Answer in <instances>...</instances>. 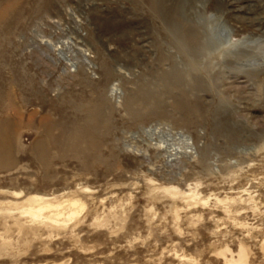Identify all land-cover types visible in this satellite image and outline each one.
<instances>
[{
    "label": "rangeland",
    "instance_id": "1",
    "mask_svg": "<svg viewBox=\"0 0 264 264\" xmlns=\"http://www.w3.org/2000/svg\"><path fill=\"white\" fill-rule=\"evenodd\" d=\"M4 127L0 264H264V0H0Z\"/></svg>",
    "mask_w": 264,
    "mask_h": 264
},
{
    "label": "bare ground",
    "instance_id": "2",
    "mask_svg": "<svg viewBox=\"0 0 264 264\" xmlns=\"http://www.w3.org/2000/svg\"><path fill=\"white\" fill-rule=\"evenodd\" d=\"M230 33H231L230 30L226 26H224V25L221 26V28L219 29V31L216 32V35H217V37H221L222 42H220L218 44H215V47H216L215 49L219 50L221 46H223V48H229V47L234 46V45H231V43H230ZM243 43H244V40L238 42L237 44H243ZM3 129L4 130H0V164L1 165L9 164L11 162L10 161L11 158H10V155H9V150H10V145L11 144H10L9 138L7 137V135L5 133V127ZM46 149H47V146L45 145L44 141H40L37 144V148H36L37 155L36 156H37L39 162L42 165H46V163H45V161H46V155H47ZM189 192H187V193L184 192V193H186L185 196L186 197H188V196L191 197V195L192 196L194 195V198H195V194L193 192H190V193ZM184 193L182 192V194H184ZM15 196L16 197H19L20 196V193L19 192H15ZM36 196L35 197L34 196H32V197L28 196V197H26V200H31L32 201V200L36 199ZM37 199H39V197ZM47 206H49V205H47ZM44 207L46 208V206H44ZM41 208L42 207H40V206L39 207L31 206L29 209L24 210L22 213L23 214L30 215L34 219H41V218H43V219H50V220H52V217H50V216H46L45 217V215L42 213L43 210L41 211ZM45 208H43V209H45ZM72 212H74V210ZM71 214L75 215L76 212L71 213ZM71 214L69 213V215H71ZM52 221L54 223H56L58 221V218H56V219H54ZM236 256L237 257H234V255L231 254L230 257H228V258L226 257L225 258V263L226 264H241L242 261H244V259H245V252H244V250L242 248H240L237 251Z\"/></svg>",
    "mask_w": 264,
    "mask_h": 264
}]
</instances>
